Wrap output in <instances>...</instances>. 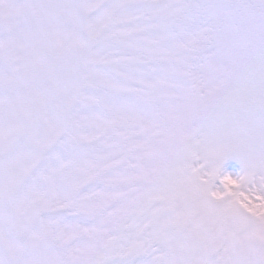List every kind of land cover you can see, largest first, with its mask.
<instances>
[{"label":"snow or ice","instance_id":"snow-or-ice-1","mask_svg":"<svg viewBox=\"0 0 264 264\" xmlns=\"http://www.w3.org/2000/svg\"><path fill=\"white\" fill-rule=\"evenodd\" d=\"M0 264H264V0H0Z\"/></svg>","mask_w":264,"mask_h":264},{"label":"rangeland","instance_id":"rangeland-1","mask_svg":"<svg viewBox=\"0 0 264 264\" xmlns=\"http://www.w3.org/2000/svg\"><path fill=\"white\" fill-rule=\"evenodd\" d=\"M223 172L235 177L241 171V164L236 159H228L224 163Z\"/></svg>","mask_w":264,"mask_h":264}]
</instances>
